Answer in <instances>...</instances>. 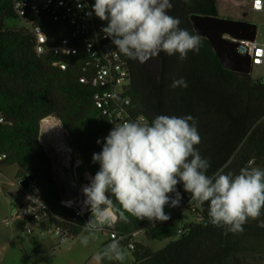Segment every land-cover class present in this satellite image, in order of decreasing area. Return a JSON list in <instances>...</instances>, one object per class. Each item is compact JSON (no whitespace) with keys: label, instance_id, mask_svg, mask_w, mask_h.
<instances>
[{"label":"trees","instance_id":"trees-1","mask_svg":"<svg viewBox=\"0 0 264 264\" xmlns=\"http://www.w3.org/2000/svg\"><path fill=\"white\" fill-rule=\"evenodd\" d=\"M180 2L178 5L179 0H171L172 8L168 14L178 17L179 27L192 34H197L191 22L193 13H216L217 0ZM33 17L37 25L44 28L49 43L71 34L70 26L56 22L48 15ZM97 19L102 29L108 23ZM200 38L198 52L189 51L185 60H180L179 53H176L172 55L170 65V56L164 52L144 63L122 54L130 67V95L148 113L138 88L137 61L150 70L166 65L172 74V82L183 77L188 86L170 87L164 115L194 117L185 103L188 90L192 87L202 90L197 81L199 77L215 76L226 93L234 90L238 93L245 120L235 119L239 122L238 129L231 124L228 127L227 122L226 126L213 124L216 136L222 141L216 145L217 157L209 160L207 175L236 174L241 168L264 165V77L251 79L248 86L241 89L234 75L250 77V74L225 69L211 41L206 37ZM38 43L36 33L20 25L14 1L0 0V115L5 119L0 124V155H5L0 166L18 165L19 179L34 174L36 180L30 187L31 191L46 203L52 214L64 220L62 224L70 229L72 237H76L84 231L86 221L62 203L68 197V191L66 183L58 180L53 159L41 141L43 121L58 118L62 122L70 147L80 155L85 168L93 176L100 169L99 162L92 159L93 153L102 150L104 137L114 124L96 106V87L81 81V77L87 74L83 67L89 60L85 47L81 46L79 54L66 57L68 68L63 69L56 63L58 58L38 52ZM195 81L197 85H194ZM153 119L148 116V124ZM194 119L196 123L198 118ZM224 128H228L227 132H223ZM98 139L101 141L99 144ZM178 186L185 201L192 199V194L184 191L182 182ZM108 195L115 208L123 211L115 196L111 192ZM193 201L195 211L190 207L186 214H170L164 222L151 223L124 212L126 221L118 218L113 227L106 229L110 234L116 232L121 237L111 239L109 243L119 240L123 250L129 248L134 257L130 264H246L252 235L264 234V227L248 220L242 232H229L226 227L210 223L208 202L201 206L195 199ZM196 215L202 219L198 220ZM138 232H144L151 239L169 240V244L154 250L143 242L135 241ZM132 242L135 248L130 247ZM113 264L125 262L114 260Z\"/></svg>","mask_w":264,"mask_h":264},{"label":"clouds","instance_id":"clouds-1","mask_svg":"<svg viewBox=\"0 0 264 264\" xmlns=\"http://www.w3.org/2000/svg\"><path fill=\"white\" fill-rule=\"evenodd\" d=\"M171 8V0H95L92 5L95 16L108 22L102 29L105 36L111 38L120 53L141 63L161 52L169 56L179 53L180 60H185L189 51H199L200 36L180 28V19L168 14ZM187 86L183 77L171 84L172 88ZM200 142L191 115L161 114L150 124H115L104 137L102 150L93 153L99 171L82 189L84 204L91 212L86 231L94 233L118 218L126 221L124 212L151 223L167 221L170 216L165 206L177 207L182 200L177 190L181 182L184 191L191 193L201 206L208 202L212 225L239 233L252 219L264 227V220L260 219L264 211V169L245 167L236 174L209 176L210 161L195 147ZM97 143L101 141L98 139ZM109 192L123 211L115 208ZM81 242L87 246L89 236ZM105 257L125 260L119 240H113L99 253V259Z\"/></svg>","mask_w":264,"mask_h":264},{"label":"built area","instance_id":"built-area-1","mask_svg":"<svg viewBox=\"0 0 264 264\" xmlns=\"http://www.w3.org/2000/svg\"><path fill=\"white\" fill-rule=\"evenodd\" d=\"M13 1L20 17V25L30 28L38 36V52L40 54L50 53L58 58L56 63L61 68H68L66 57L79 54L81 46L85 47L89 60L83 67L87 74L81 77V81L96 87L94 97L96 106L104 115L110 118L114 125L125 121L148 123L147 114L130 95L128 88L130 85V67L124 60L122 53L116 49L111 38L106 37L103 33L99 20L92 10L94 4L92 0ZM253 10H264V0H254ZM89 13L92 14L89 15ZM39 14L48 15L54 21L70 26L71 34L49 43L44 28L37 25L36 19L33 17ZM241 42L252 57L253 70L257 69L262 72L263 75L258 78H263L264 26L258 25L256 40H241ZM4 120V117L0 115V124ZM46 121L47 119L43 121V129ZM4 158L5 155H0V160ZM3 170L4 168L0 166V189L8 192L17 202V206L20 207L16 213L17 227H20L22 232L31 235L34 234V230L28 226L30 222L39 221L44 231L49 228V223H51L49 232L58 238L60 244L67 243L72 235L70 229L62 224L64 220L52 214L46 203L31 189L23 187L21 184L22 179L11 180L5 176ZM93 178L94 176L90 170H87L84 180L80 182L78 194L75 196L68 194V197L62 201L65 206L73 209L78 216L82 217L86 223L91 219V212L90 208L84 204L86 197L82 189L89 185ZM177 190L181 193L178 185ZM169 195L174 197L175 193ZM190 207L194 211L196 210L193 198L185 201L182 196L179 206L172 207V214H183ZM197 219L201 220L202 218L198 215ZM116 222L111 226H105L113 227ZM6 223L9 225L11 222L6 220ZM84 231H86V225ZM180 232L183 231L180 230ZM116 238L120 239L121 237L116 232L112 233L110 240ZM109 244V241H107L105 247ZM130 247L135 248V244L132 242Z\"/></svg>","mask_w":264,"mask_h":264},{"label":"rangeland","instance_id":"rangeland-1","mask_svg":"<svg viewBox=\"0 0 264 264\" xmlns=\"http://www.w3.org/2000/svg\"><path fill=\"white\" fill-rule=\"evenodd\" d=\"M180 1L181 0H179L178 5H181L182 2ZM253 5L254 0H217V14L213 13L211 15L243 19H246L247 17L252 19L251 21L256 22L258 25L264 26V10H253ZM172 59V57L168 58V65H170ZM137 62V69L140 74H143L141 80L145 92L143 101L147 109L146 111H148L146 114L155 118L157 115L165 113V104L167 99L170 98L169 93L171 92L172 74L169 72V69H166V65L158 67L157 70H150L147 67L148 70H146L145 74L142 71L146 66H143L141 63L140 65L139 61ZM262 75V72L254 69L250 74V77L237 74L234 75V77L238 79V83L242 89L248 86L251 79L261 77ZM197 81L200 82L204 89L201 88L202 90H199V88L192 87L186 94L187 101L185 103L189 106V112L192 113L194 117L198 118L196 119V126L201 137V142L195 147L202 157L212 160L217 157L218 149L216 148V145L222 141L221 137L216 136L218 134L216 133L213 124L215 123L226 126L225 124L227 122L228 127L231 124L235 129H238V121L242 122L245 120V113L238 93L235 90L232 93H226L223 90L222 84L215 78V76L208 75L205 79L199 77ZM197 83L195 81L194 85H197ZM241 95L244 96L243 94ZM221 99H224V102H222ZM236 118L238 121L235 120ZM57 125L61 126L65 133L66 129L58 118L47 119L41 133V141L46 146L53 159L58 180L65 183L63 173L64 154L62 151H58L56 147L57 138L55 136L54 126ZM210 125L212 126L210 127ZM227 130L228 128H224L223 132H227ZM66 136L68 138V134ZM72 162L75 165L78 181H83L85 178V172L88 169L85 168L80 155L74 151ZM252 167L264 169L263 164L253 165ZM4 171L7 178L11 180L19 179L18 165L7 166L4 168ZM19 208L20 207L17 206L15 199L0 189V234L9 230L20 232V234L23 233L16 225V213ZM164 210L167 214L173 213L172 207L168 205L165 206ZM186 213H188V211L183 212V214ZM261 217L262 218L260 219L264 220L262 214ZM6 220H10L11 223L8 225ZM28 226L34 230V234L30 235L31 237H37L39 242V239L45 242L43 243L42 248L36 246L35 248H31L29 252L32 257L43 260L46 264H110L108 263L107 257H105V259H107L106 263L98 258L99 253L105 249V246L102 249L100 247L104 236L111 238V234L109 232H103V229L92 234L83 231L80 235L71 237L67 243L60 244L58 238L53 233L49 232L51 223H49V228L45 231L39 221L30 222ZM24 234L28 235L27 233ZM255 235L259 236L254 240L252 249L248 251L246 264H264V234L255 233ZM84 236H89L87 246L81 242ZM135 241L143 242L154 250L162 249L169 244V240L148 238L144 232L136 234ZM124 251L126 253L125 262L130 263V261H133V252L129 248H124Z\"/></svg>","mask_w":264,"mask_h":264},{"label":"water","instance_id":"water-1","mask_svg":"<svg viewBox=\"0 0 264 264\" xmlns=\"http://www.w3.org/2000/svg\"><path fill=\"white\" fill-rule=\"evenodd\" d=\"M191 22L198 35L211 41L225 69L239 73H252V57L241 40H256L258 30L256 22L243 18L200 13H193ZM63 173L68 194L70 196L77 195L80 182L76 176L72 156H64ZM35 180L36 176L32 174L27 178H23L21 184L23 187L30 189Z\"/></svg>","mask_w":264,"mask_h":264},{"label":"crops","instance_id":"crops-1","mask_svg":"<svg viewBox=\"0 0 264 264\" xmlns=\"http://www.w3.org/2000/svg\"><path fill=\"white\" fill-rule=\"evenodd\" d=\"M246 19L252 20L247 17ZM261 214L264 217V211H262ZM249 221L254 223H259L258 221L252 219H249ZM107 227L108 226L101 228L104 230L103 232L105 233L108 232L106 230ZM24 233L25 232L20 234V232L9 230L5 233L0 234V264H46L45 261L43 262V260L32 257L31 253L29 252L31 248H35L36 246L42 248L43 243L45 242L41 241V239H39L40 240L39 242L37 237H31L30 235L28 236ZM257 236L259 235H255V234L252 235L249 251L252 249L254 240H256ZM109 240L110 237L104 236V239L100 244L101 249L105 246V243ZM102 261L106 263L107 259L103 258ZM113 261L114 260L108 259V263L110 264H113ZM131 262L132 261H130V263ZM130 263L125 262V264H130Z\"/></svg>","mask_w":264,"mask_h":264},{"label":"bare ground","instance_id":"bare-ground-1","mask_svg":"<svg viewBox=\"0 0 264 264\" xmlns=\"http://www.w3.org/2000/svg\"><path fill=\"white\" fill-rule=\"evenodd\" d=\"M54 130L55 136L57 138L56 147L58 151H62L64 156H72L74 150L71 151V147L66 136V131L64 133V130H62L61 126L58 125L54 126Z\"/></svg>","mask_w":264,"mask_h":264},{"label":"flooded vegetation","instance_id":"flooded-vegetation-1","mask_svg":"<svg viewBox=\"0 0 264 264\" xmlns=\"http://www.w3.org/2000/svg\"><path fill=\"white\" fill-rule=\"evenodd\" d=\"M216 14H217V12H216ZM220 16V15H219ZM223 17V16H222ZM243 17H245V16H243ZM164 54H166V53H164ZM217 54V53H216ZM170 57H172V55L170 56ZM219 57V56H218ZM146 70H148L147 69V67L142 71V72H144L145 74H146ZM143 74H140L139 73V71H138V69H137V83H138V88H139V91H140V94L142 95V97L144 96L145 97V92H144V85H143V82H142V80H141V76H142ZM145 91H146V89H145ZM5 193H8V192H5ZM11 196V195H10ZM12 197V196H11Z\"/></svg>","mask_w":264,"mask_h":264}]
</instances>
